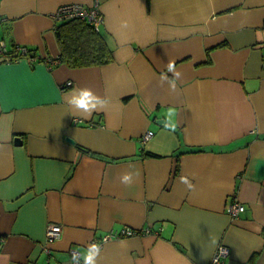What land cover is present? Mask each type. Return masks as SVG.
Listing matches in <instances>:
<instances>
[{"label": "crops", "instance_id": "1", "mask_svg": "<svg viewBox=\"0 0 264 264\" xmlns=\"http://www.w3.org/2000/svg\"><path fill=\"white\" fill-rule=\"evenodd\" d=\"M95 1L0 0V42L38 58L0 62V264H72L126 227L97 264H211L220 244L264 264V0H98L115 59L67 67L53 14ZM82 88L107 105L71 106Z\"/></svg>", "mask_w": 264, "mask_h": 264}, {"label": "trees", "instance_id": "2", "mask_svg": "<svg viewBox=\"0 0 264 264\" xmlns=\"http://www.w3.org/2000/svg\"><path fill=\"white\" fill-rule=\"evenodd\" d=\"M56 21L58 23L55 27V33L60 46L57 61L72 68L92 67L93 65H104L114 61L115 57L105 34L100 30H96L87 20L79 17ZM19 47L21 48H14L13 50L6 48L0 55V62L15 61L20 56H26L34 61L38 60L30 48ZM194 151H201V149ZM147 154L157 156L152 152H147Z\"/></svg>", "mask_w": 264, "mask_h": 264}, {"label": "built area", "instance_id": "3", "mask_svg": "<svg viewBox=\"0 0 264 264\" xmlns=\"http://www.w3.org/2000/svg\"><path fill=\"white\" fill-rule=\"evenodd\" d=\"M81 18L84 20H87L90 24H92L94 26V28L96 30L100 29L101 24L103 23V14L101 11V7H99V2L96 1L95 4L91 5V6H86L82 3H66L64 5H61L57 8V10L54 12L53 14V18L54 20H67L70 18ZM6 50L5 48V43L4 42H0V55H2V53ZM24 51L26 52V50L24 49ZM72 82L67 83V86H70ZM153 131H149L147 132L144 136H143V140H148L150 137L153 136ZM245 207L244 205H242L240 202H233L232 204H230L229 206V212L230 215L233 217H238L240 215L241 212L245 211ZM47 241L51 242L52 239H56L60 236V232H61V226L60 225H55V224H51L48 225L47 227ZM131 233V235L133 234L134 236L137 235L139 233V231H131L129 230ZM124 233V231H122V234ZM112 235V234H109ZM109 235H103L101 237L100 241H97V244H101L102 241L105 240L106 237H108ZM113 236H118L117 235H112L111 238ZM72 256L73 253H76L77 255L82 256L80 251H76V250H72ZM230 253V249L228 248V246L226 245H221L218 247V249L216 250V252L214 253L213 257H212V261L211 264H225V259L226 256H228ZM79 264H84L82 262V257L79 260Z\"/></svg>", "mask_w": 264, "mask_h": 264}, {"label": "clouds", "instance_id": "4", "mask_svg": "<svg viewBox=\"0 0 264 264\" xmlns=\"http://www.w3.org/2000/svg\"><path fill=\"white\" fill-rule=\"evenodd\" d=\"M122 28H128V21H123ZM168 71L173 73V76L176 79H179L180 73L176 71L174 62H169L167 65ZM167 79V76H162V80ZM173 90H175V81H169ZM107 99H102L101 97L95 95L93 91L89 88L79 89L78 94H73L71 99L69 100V104L80 110L83 114H87V116H91L93 111L101 110L107 105ZM166 127L170 129L171 132H175L176 124H175V109L169 108L168 110V119L166 120ZM182 182L185 183L189 189H194V185L186 178H182ZM121 183L125 185H130L132 183V175L131 173H127L121 177ZM102 249L99 244L92 243L88 246V249L85 254L82 256L73 253L72 260L73 264H79V260L81 257L84 260V264H97V258L101 255Z\"/></svg>", "mask_w": 264, "mask_h": 264}, {"label": "rangeland", "instance_id": "5", "mask_svg": "<svg viewBox=\"0 0 264 264\" xmlns=\"http://www.w3.org/2000/svg\"><path fill=\"white\" fill-rule=\"evenodd\" d=\"M96 1H98V0H96ZM96 1L94 2V4L96 3ZM98 2H99V1H98ZM79 3H80V2H79ZM82 4H83V3H82ZM91 5H93V4H91ZM86 6H88V5H86ZM99 6H100V5H99ZM88 7H89V6H88ZM102 14H103V13H102ZM55 21H56V20H55ZM99 30H100V29H99ZM233 202H238V201H237V200H234ZM233 202H232V203H233ZM232 203H231V204H232ZM51 224H55V225H57V223H53V222H52ZM51 224H50V225H51ZM58 225H59V224H58ZM149 229H151V228L149 227L148 230H149ZM129 230H131V231H136V230H134V229H132V228L126 227V228H124V229L122 230V231H124V233L122 234V231H121V232L118 234V236H117L116 238H123V239H124L125 237L134 236L133 234H132V235L130 234L131 232H130ZM149 231H151V230H149ZM149 231H148V233H149ZM62 232H63V228L61 229L60 236L62 235ZM60 236H59V237H60ZM111 236H112V235H109L108 237H106L105 240L102 241L101 244H99L100 247H102L103 245H105L107 242L111 241V240L113 239V237L111 238ZM59 237H58V238H59ZM101 237H102V236H101ZM101 237H100L98 240H96V242H97V241H100V240H101ZM58 238H56V239H58ZM56 239H52V241H55ZM46 241H47V238H46ZM52 241H51V242H52ZM48 242H49V241H48ZM51 242H50V243H51ZM96 242H94V243H96ZM71 251H72V249L70 250V252H71ZM71 253H72V252H71ZM72 264H73V263H72Z\"/></svg>", "mask_w": 264, "mask_h": 264}, {"label": "water", "instance_id": "6", "mask_svg": "<svg viewBox=\"0 0 264 264\" xmlns=\"http://www.w3.org/2000/svg\"><path fill=\"white\" fill-rule=\"evenodd\" d=\"M159 121H160L159 123H162V122H163V123H166L165 120H159ZM163 123H162V124H163ZM67 140H68L69 142H71V143L73 142V139H69V138H67ZM17 143H19V144L21 143V139H20V138H17Z\"/></svg>", "mask_w": 264, "mask_h": 264}]
</instances>
